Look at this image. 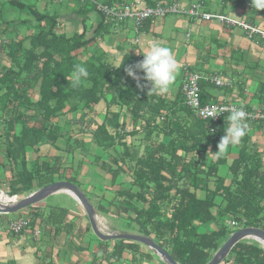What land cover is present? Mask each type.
Wrapping results in <instances>:
<instances>
[{"label": "crops", "instance_id": "obj_1", "mask_svg": "<svg viewBox=\"0 0 264 264\" xmlns=\"http://www.w3.org/2000/svg\"><path fill=\"white\" fill-rule=\"evenodd\" d=\"M33 1L40 3L45 9L47 6H53L50 11H54V15L57 16L58 33L65 34L68 38L85 35V39L88 40L86 48L76 51L82 61L93 58L112 70L119 67L122 62L121 66L127 68L142 60L143 55L138 51L152 41H157L172 50L181 68L169 91L162 95L148 94L151 84L143 79L138 82L124 70L127 76L123 81V86L128 89V100L132 101L136 98L137 88L140 87L149 97H153V100L164 102L167 106L164 113L168 108L180 109L186 106L182 89L184 78L188 72H197L205 77L200 81L203 104L233 103L239 107L242 105L247 111L264 109V40L258 35L249 36L241 27L216 20L192 19L175 13L148 18L137 27L132 19L115 24L89 3L72 0ZM96 1L105 4L139 3V7L173 2V0ZM180 3L184 6L200 3L206 12L224 14L264 28V9L258 10L252 7V0H180ZM35 7L41 12L46 11L41 10L38 5ZM7 11L17 12L12 10L11 6ZM18 28L22 29L20 32H26L27 35L33 33V30L25 24L14 26V29ZM29 30L32 32L29 33ZM11 31H7L8 36L11 35ZM139 75L142 77L143 73L140 72ZM213 75L231 79L232 83L225 86L216 85L210 79ZM83 84L90 86L91 82L83 81ZM107 86H109L108 83L105 84V92L99 103L93 106L92 111L87 110L83 124L80 121L83 104L78 111L54 118L55 121H61L66 136L60 138L55 145L45 141L37 149L28 148L26 168L27 171L32 172L38 166L44 168L43 163L46 162L50 166H55L52 182L66 180L77 184L94 205L98 225L103 232L145 235L160 245L154 233H145L134 221L133 213H127L118 207L124 200L121 194L138 190L132 184V173L124 166L125 171H121L117 177H114L111 171L103 167V164L107 163L112 169H116L117 165L111 162L110 157H116L123 151L121 144L104 150L94 140V130L104 123L110 111L119 116V122H125L124 130L128 134L122 142L138 150L140 155L146 151L145 143L141 141L143 137L141 122L133 121L130 107L127 105L112 104L118 98L119 91L106 90ZM132 87L134 92H132ZM39 97L38 91L32 99L36 101ZM25 111H23V120L34 113V109ZM4 116L0 112V136L7 128L8 118ZM261 121L250 120L247 123V135L251 139V144H256L259 151L264 150V130L259 128ZM32 122L38 124L34 120ZM23 125L22 120L16 122L17 134L22 130ZM133 130L138 131L139 134L130 135L129 133ZM119 131L122 132L121 129ZM160 139L168 143L170 137L161 135ZM0 142V195L3 191L6 195H16L21 198L27 192L35 191L46 185L40 184L43 177L49 173L43 169L38 177L32 179L30 191L12 195L10 193L11 182L22 172L23 165L9 159L6 155L7 146H4L1 139ZM241 146V142L230 146L222 154L225 162L218 165L217 174L225 179L226 185H230L232 181L233 176L229 166L239 157ZM205 160L211 163L218 158L208 153ZM211 187L213 188L214 185L211 184ZM198 196L204 197L205 191L198 190ZM217 201H221L220 196L217 197ZM216 210L215 207L214 211ZM19 218H29L31 224L15 234L10 231L9 225ZM216 229L217 225L211 221L201 224L198 231L205 234ZM119 240L135 246L133 249H125L122 256L116 259L113 252L118 240L99 239L92 231L87 213L75 197L67 191L54 193L44 202L15 213H0V264H166L148 246L126 239ZM243 241L257 242L251 239ZM215 252L212 251V256ZM232 259L234 256L230 255L228 260Z\"/></svg>", "mask_w": 264, "mask_h": 264}, {"label": "trees", "instance_id": "obj_2", "mask_svg": "<svg viewBox=\"0 0 264 264\" xmlns=\"http://www.w3.org/2000/svg\"><path fill=\"white\" fill-rule=\"evenodd\" d=\"M5 3L17 15L9 19L6 10L0 8V112L8 118L0 139L7 146V157L23 165L22 172L11 182L12 195L30 191L32 179L43 169L49 173L40 184L52 183L55 166L49 163H43L44 168L38 166L32 172L27 171V149H37L45 141L55 145L65 137L61 121L54 118L78 111L82 104L83 124L87 110L92 111L99 103L108 83L106 90L119 91L112 104L127 105L133 121L141 122V141L146 146L140 155L122 142L128 134L124 130L125 122H119L113 111L108 112L104 123L93 132L95 142L104 150L116 144L123 148L118 156L110 157L117 168L104 163V169L117 177L127 167L132 173L133 186L138 188L136 192L121 194L124 200L118 206L120 210L133 213L140 228L147 234L154 233L160 246L180 264L208 263L212 251H217L236 229L247 226L264 229V150L259 151L256 144H251L247 131L241 140L239 157L229 166L232 181L226 185L225 179L217 174L218 165L225 158L214 152L218 151L228 127V115L219 120L215 133H211L210 122L196 117L187 105L168 108L164 113L167 107L164 102L153 100L140 87L136 98L128 100V89L123 86L126 67L111 70L93 58L82 61L76 51L88 44L84 34L68 38L57 32L58 19L54 14L41 12L23 0H0V5ZM23 13L35 20L34 26L26 25L31 20H22ZM16 24H25L33 33L27 35L20 28L14 29ZM8 30H12L9 36ZM25 41L29 44L25 45ZM77 64L86 67L89 75L84 81L91 82L90 86L83 83L75 88L71 86ZM38 91L40 97L34 101L32 98ZM28 109H34V113L23 120V111ZM20 120L24 125L17 134L15 124ZM129 134L135 136L139 132L133 130ZM161 135L170 137L169 142L164 143ZM208 153L216 155L218 160L207 163ZM198 190L205 191V196H198ZM211 221L217 225L216 230L205 234L198 231L201 224ZM134 246L118 240L113 256L119 259L125 249ZM230 255L234 259L228 260ZM222 263L264 264V248L258 242H239Z\"/></svg>", "mask_w": 264, "mask_h": 264}, {"label": "built area", "instance_id": "obj_3", "mask_svg": "<svg viewBox=\"0 0 264 264\" xmlns=\"http://www.w3.org/2000/svg\"><path fill=\"white\" fill-rule=\"evenodd\" d=\"M60 2L71 1V0H57ZM72 1H85V0H72ZM95 6L96 10L106 16L109 20L117 24L118 22L124 21L126 19L134 20L137 27L141 26L142 22L148 18L164 16L168 13H175L179 15H184L192 19H202V20H216L221 23H226L232 26H238L246 30L249 36H260L264 40V28L259 26L249 24L242 20L234 19L230 16L206 12L202 9L200 3H193L190 6H184L180 3V0H173L169 4L158 3L153 6L139 7V3L136 4H105L98 2L96 0H90ZM205 77L197 72H188L182 83V89L185 97V104L192 110L194 115L202 120H207L210 122L209 130L211 133H215L216 124L223 116L229 115V112L234 108H240L236 104L229 103H205L201 101V87L200 81ZM211 81L216 85L225 86L232 83L231 79L224 78L221 75H213ZM222 109H225L219 116L212 118L210 113H219ZM246 112V121H264V109H254L253 111ZM247 123V122H246ZM262 129L264 130V122H262ZM1 199L8 202L14 203L18 200V197L9 196L4 194L2 191L0 195ZM31 220L29 218H19L12 221L9 225L10 231L18 234L25 228L29 227ZM231 224L236 225L235 221H231ZM38 232V231H37Z\"/></svg>", "mask_w": 264, "mask_h": 264}, {"label": "clouds", "instance_id": "obj_4", "mask_svg": "<svg viewBox=\"0 0 264 264\" xmlns=\"http://www.w3.org/2000/svg\"><path fill=\"white\" fill-rule=\"evenodd\" d=\"M252 7L258 10L264 9V0H252ZM138 53L143 55V59L135 65L128 66L125 69L127 74L138 82L140 79L149 82L151 87L148 94L162 95L167 93L181 68L172 50L157 41H152L147 46H142ZM140 72L143 73L142 77L139 75ZM88 75L86 67L77 64L72 73L71 86L74 88L80 86ZM138 86H140L139 83ZM224 111L225 109H222L219 113L213 112L210 115L215 118ZM227 121L228 127L225 128V134L218 144V151L214 152L217 156L226 152L230 146L239 144L246 135L248 125L246 112L242 105L240 108H234L229 112Z\"/></svg>", "mask_w": 264, "mask_h": 264}, {"label": "water", "instance_id": "obj_5", "mask_svg": "<svg viewBox=\"0 0 264 264\" xmlns=\"http://www.w3.org/2000/svg\"><path fill=\"white\" fill-rule=\"evenodd\" d=\"M60 191H67L72 194L78 203L82 206L88 215L93 233L102 240H119L126 239L151 248L166 264H179L172 255L156 243L152 238L145 235L130 234L122 232L118 234H110L103 232L98 225L96 210L92 202L88 199L85 192L75 183L66 180H55L52 183L46 184L41 188L27 192V194L14 203H8L0 197V213H15L29 206L44 202L49 196ZM245 239L257 241L264 247V229L254 226H247L237 229L230 234L227 240L218 248L211 259L206 264H221L230 254L233 247Z\"/></svg>", "mask_w": 264, "mask_h": 264}, {"label": "rangeland", "instance_id": "obj_6", "mask_svg": "<svg viewBox=\"0 0 264 264\" xmlns=\"http://www.w3.org/2000/svg\"><path fill=\"white\" fill-rule=\"evenodd\" d=\"M25 2L27 4H31L33 6H37V5H38V7L40 6L39 8L41 10L45 9L44 7H41V4L40 3L37 4V2L35 3L33 0H25ZM83 2L84 3H89L91 6H94L93 3L90 0L81 1V3H83ZM0 8H2L3 10H6L5 13L8 15L7 16L8 18H13V17H15L17 15L15 11H14L15 13H11V11H7L10 8V4H7V3L1 4L0 5ZM51 8L53 9V6H51V5L50 6H47L46 9H45L46 10L45 12L48 13V14H54V11L51 12L52 11ZM25 18H28V19L31 20V22H28L26 25H31V26L32 25L33 26L35 25V20L30 15L23 14V19H25ZM20 31H22V29ZM28 32L30 33V32H32V30H29ZM28 44H29V41H25V45H28Z\"/></svg>", "mask_w": 264, "mask_h": 264}]
</instances>
